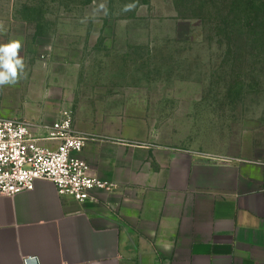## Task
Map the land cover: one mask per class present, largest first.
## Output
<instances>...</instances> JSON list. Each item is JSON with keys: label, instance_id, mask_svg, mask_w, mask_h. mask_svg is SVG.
I'll return each mask as SVG.
<instances>
[{"label": "rangeland", "instance_id": "374dc122", "mask_svg": "<svg viewBox=\"0 0 264 264\" xmlns=\"http://www.w3.org/2000/svg\"><path fill=\"white\" fill-rule=\"evenodd\" d=\"M254 12L240 28L232 0H0V41L22 42L27 73L0 117L46 125L68 110L199 153L264 148V8Z\"/></svg>", "mask_w": 264, "mask_h": 264}, {"label": "crops", "instance_id": "0c3cea01", "mask_svg": "<svg viewBox=\"0 0 264 264\" xmlns=\"http://www.w3.org/2000/svg\"><path fill=\"white\" fill-rule=\"evenodd\" d=\"M74 125L88 137L79 156L116 189L79 202L38 180L1 197L0 264H264V166L256 163L264 148L250 141L214 155L145 135L127 119Z\"/></svg>", "mask_w": 264, "mask_h": 264}, {"label": "built area", "instance_id": "2783aa9c", "mask_svg": "<svg viewBox=\"0 0 264 264\" xmlns=\"http://www.w3.org/2000/svg\"><path fill=\"white\" fill-rule=\"evenodd\" d=\"M37 127L25 118L0 117V198L33 190L38 180L52 182L61 196L79 202L91 198L94 189H116L114 182L100 178L90 163L79 156L88 137L76 129L71 111L66 110L52 124L43 125L42 136L37 134ZM256 163L264 166V156Z\"/></svg>", "mask_w": 264, "mask_h": 264}, {"label": "clouds", "instance_id": "9594fccd", "mask_svg": "<svg viewBox=\"0 0 264 264\" xmlns=\"http://www.w3.org/2000/svg\"><path fill=\"white\" fill-rule=\"evenodd\" d=\"M134 5H126L124 11H130ZM99 8L107 14L106 4H100ZM0 30L3 26L0 25ZM23 48L20 40H10L0 44V88L15 86L22 78H26V65L20 52ZM38 260V258H37Z\"/></svg>", "mask_w": 264, "mask_h": 264}, {"label": "trees", "instance_id": "16d2710c", "mask_svg": "<svg viewBox=\"0 0 264 264\" xmlns=\"http://www.w3.org/2000/svg\"><path fill=\"white\" fill-rule=\"evenodd\" d=\"M232 8L240 15L238 22L240 28H250L256 20L251 15L257 14V12L252 13V11L256 8L262 10L264 8V0H232Z\"/></svg>", "mask_w": 264, "mask_h": 264}, {"label": "water", "instance_id": "95a60500", "mask_svg": "<svg viewBox=\"0 0 264 264\" xmlns=\"http://www.w3.org/2000/svg\"><path fill=\"white\" fill-rule=\"evenodd\" d=\"M28 264H38V261L36 258H30L29 260H27Z\"/></svg>", "mask_w": 264, "mask_h": 264}]
</instances>
